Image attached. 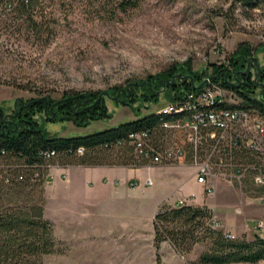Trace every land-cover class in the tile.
Instances as JSON below:
<instances>
[{"label": "rangeland", "instance_id": "1", "mask_svg": "<svg viewBox=\"0 0 264 264\" xmlns=\"http://www.w3.org/2000/svg\"><path fill=\"white\" fill-rule=\"evenodd\" d=\"M31 17L34 22L27 14H20L16 0H0V106L4 117L12 115L21 100L39 95L59 100L72 91H99L108 113L77 127L66 116L57 117L45 108L35 112L34 118L51 134L85 135L163 108L171 100L166 89L173 76L154 89L157 99L141 96V87L135 89L132 97V88L144 85L148 75L174 62L189 61L192 72L204 76L199 81L192 73L179 72L184 77L175 78L172 87L179 79H190L194 88L206 80L200 88L204 87L213 78L239 83L238 75L250 72L256 92L264 89V10L249 8L238 0H141L137 7L116 10L112 18L89 0H37ZM241 43L248 44L252 54L245 67L228 77L233 68L229 65L230 56ZM251 57L257 59L259 75L253 60L248 61ZM248 64L250 69L244 73ZM214 65L223 66L209 77ZM106 92L120 95L114 100ZM17 97L20 100L14 106ZM78 105L79 102L75 108ZM150 165L154 164L110 170L97 166L66 170H61V165L51 167L52 176L44 184L45 198L48 193L46 214L55 220L57 233L63 239L54 252L43 256L42 264H156V255L142 236L86 237L92 228L143 223L145 208L133 210L132 203L126 199L118 202L108 191L107 187L117 184L120 193L127 191V180L134 183V189L142 195L139 198L146 199V193L150 201L165 196L218 201L238 212L231 219L239 225L230 231L235 237L252 240L255 234L264 236V230L257 227L258 222L264 223V204L252 191L217 179L214 193L206 196L203 186L194 179L196 168L189 161L145 167ZM149 177L153 180L150 185ZM112 209H120L119 214L110 213ZM206 246L198 243L186 258ZM159 257L160 264H176L166 261V253H159ZM183 261L187 259L179 257V264Z\"/></svg>", "mask_w": 264, "mask_h": 264}, {"label": "trees", "instance_id": "2", "mask_svg": "<svg viewBox=\"0 0 264 264\" xmlns=\"http://www.w3.org/2000/svg\"><path fill=\"white\" fill-rule=\"evenodd\" d=\"M112 18L116 10L125 11L137 7L141 0H89ZM249 8L264 10V0H238ZM37 0H16L20 14H27L32 21V6ZM217 15H225L217 12ZM252 54L246 43H241L230 56L228 77L240 67H245L247 58ZM223 65L212 66L214 77ZM225 71V70H224ZM223 71V72H224ZM191 74L195 80L204 75L192 72L189 61L174 62L166 69L148 75L141 87L144 98L157 99L154 89L160 88L174 74ZM224 74V73H223ZM248 72L240 76L239 83L227 79H215L222 87L229 89L239 101V107L250 108L264 116V89L256 92L257 85ZM150 83V86L149 84ZM167 85V84H166ZM195 90L190 79H179L175 87L167 85L169 99L173 100L184 91ZM228 90V91H229ZM115 93V92H114ZM99 91L81 93L72 91L57 100L50 95H39L17 103L13 114L4 117L0 106V264H42L43 256L56 250L58 241L53 233V223L44 215V184L48 174L47 164L52 165H146L147 160L135 156L129 133L145 134V140L155 149L181 144L183 133L180 128L164 127L162 120L172 123L169 118L157 111L123 122L115 127L105 128L85 135L61 137L51 134L33 114L43 111L55 112V116H66L77 127L86 126L91 120L108 116L103 95ZM86 99V100H85ZM79 105L75 108L76 103ZM95 102V103H93ZM179 120V119H178ZM184 148L185 145H182ZM78 148H82L78 152ZM54 153L45 156L43 153ZM191 152H187L189 160ZM243 165H258L254 154L246 149L236 154ZM151 163V162H150ZM252 164V165H253ZM249 167L244 174L242 187L252 191L257 197L264 195V186L253 181L256 169ZM213 214L205 204H194L186 200L183 204L163 203L153 218L154 246L156 264H160V243L168 241L174 250L184 257L196 243L207 246L187 264H259L264 262V236L255 234L252 240L242 237H227L223 228L211 224Z\"/></svg>", "mask_w": 264, "mask_h": 264}, {"label": "built area", "instance_id": "3", "mask_svg": "<svg viewBox=\"0 0 264 264\" xmlns=\"http://www.w3.org/2000/svg\"><path fill=\"white\" fill-rule=\"evenodd\" d=\"M231 94L219 83L210 81L202 88L186 91L170 100L157 112L177 120L172 123L166 118L162 124L164 127L180 128L182 145L186 147L173 144L157 150L146 142L145 134L129 133L135 156L154 165L189 161L196 168L194 179L203 186L206 196L214 193L217 179L242 187L244 174L249 168L246 166L256 169L253 176L255 185L264 186V116L250 108L239 107L235 94ZM244 149L254 154L258 165L252 163L245 166L238 162L236 154ZM81 151L82 148H78V152ZM187 152H191L189 160ZM53 153L43 154L49 156ZM53 166L46 165L48 169ZM51 176L48 171L45 183ZM258 199L264 204V195ZM186 200V197L178 198L175 203L183 204ZM211 224L220 228L214 216ZM257 227L264 230V223L258 222ZM225 235L234 237L229 231H225Z\"/></svg>", "mask_w": 264, "mask_h": 264}, {"label": "crops", "instance_id": "4", "mask_svg": "<svg viewBox=\"0 0 264 264\" xmlns=\"http://www.w3.org/2000/svg\"><path fill=\"white\" fill-rule=\"evenodd\" d=\"M157 166H161V165H150V166H145L147 168H152V167H157ZM163 166V165H162ZM83 168V167H87V166H82V165H67V166H62L61 170L66 168ZM91 167H96V166H91ZM97 167H103L105 169H112V168H118V167H128V166H122V165H99ZM144 167V166H142ZM133 168V167H131ZM138 168H135V170ZM60 170V171H61ZM67 177V175H66ZM150 179V183L147 181V183L150 185L153 183V180L149 177ZM117 184V182L115 183ZM118 185V184H117ZM116 185V186H117ZM126 185V190L122 193H120L118 191V188L115 187H107L108 191L111 193L113 192V194H110L116 197V199L118 200V202H124L125 199L127 200V202L132 203L133 204V210H136L138 208L141 209H146L145 211V218L143 223H139L134 226L133 223H135L133 221V223H128L126 226L124 224L123 227L121 226H116L114 228L108 227H101V228H92V232H86V237H113V236H118V237H133L135 239V237H140L142 236L144 239H146V244L151 248V251L153 252V254L156 255V248L154 246V241H153V237H154V229H153V218L155 213L157 212L158 208L160 207V205H162L163 203H167V204H173L176 200L174 198H171L169 196H165L161 199H157V200H153L150 201V199L148 198L149 195L145 193L146 195V199H143L142 197L139 198L138 196H140L141 194H139L138 192H136V189H134V183H132V181L127 180L125 181ZM144 193V192H143ZM48 194V193H47ZM47 194H46V198H45V204L47 202ZM142 196V195H141ZM114 199V198H113ZM162 199H164L163 201H161ZM241 201L243 202V199H241ZM115 202V201H114ZM194 204H205L208 208H210L213 216L216 218V220L219 222V225L221 228H223L225 231H232L235 229H238L239 225L238 224H234L235 220H231L232 216H236L237 215V211H231L229 209L231 208H225L222 206V204L220 205V202H215V203H211L207 198H205V200L203 202H196V201H192ZM116 203V202H115ZM117 204V203H116ZM152 206V207H151ZM152 208V209H151ZM151 209V211H150ZM109 211V210H108ZM110 213H114V215L119 214L120 209L117 210H110ZM117 212V213H116ZM44 215L45 217H47L48 219H50L47 214H46V205H44ZM53 223V233L54 236L56 238L57 241H62L63 238H60L61 236L57 233L56 230V222L53 218L50 219ZM147 236V237H146ZM146 237V238H145ZM139 239V238H138ZM142 241V240H140ZM198 243H196L194 245V247L197 245ZM195 249V248H194ZM159 253L163 256V254L166 253V261H168L169 263H176L179 264V257L180 254H178L174 248L172 247V245L164 240L160 243V248H159ZM201 253V251L199 253H195L194 256H192L191 258H186V256H184L185 259L188 260H194L199 254ZM162 261H165V259L163 258ZM184 264H187L186 261H183Z\"/></svg>", "mask_w": 264, "mask_h": 264}, {"label": "water", "instance_id": "5", "mask_svg": "<svg viewBox=\"0 0 264 264\" xmlns=\"http://www.w3.org/2000/svg\"><path fill=\"white\" fill-rule=\"evenodd\" d=\"M251 59L253 60V63L255 64V66H256V68H257L258 75H259L260 69H259V66H258V64H257V59L254 58V57H251V58L248 59V61H250ZM249 69H250V65L248 64V66H247L246 70L244 71V73H246ZM235 75H236V74H235ZM182 77H184V76H183L182 74H180V73H177V74L173 75V77H172L171 80H170L171 85H174V80H175V78H182ZM205 82H206V80H204L203 82H201L200 84H198L197 86H195V88H200ZM164 86H165V85H163V87H164ZM161 91H162V89L159 90L158 92H161ZM105 94H106L107 96L111 97L112 99L116 100V99H118V97H119V95H120V92H118L115 96H110L107 92H106ZM101 96H102V94L99 96V98H100ZM19 100H20V98H18V97L15 99L14 106H16V103H17V101H19Z\"/></svg>", "mask_w": 264, "mask_h": 264}, {"label": "flooded vegetation", "instance_id": "6", "mask_svg": "<svg viewBox=\"0 0 264 264\" xmlns=\"http://www.w3.org/2000/svg\"><path fill=\"white\" fill-rule=\"evenodd\" d=\"M234 78V77H233ZM234 79H237V78H234ZM229 81H231L232 83H236V82H234L232 79H230Z\"/></svg>", "mask_w": 264, "mask_h": 264}]
</instances>
